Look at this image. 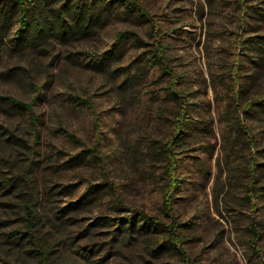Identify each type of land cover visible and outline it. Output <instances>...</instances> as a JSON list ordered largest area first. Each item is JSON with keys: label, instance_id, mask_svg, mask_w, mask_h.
I'll use <instances>...</instances> for the list:
<instances>
[{"label": "rangeland", "instance_id": "374dc122", "mask_svg": "<svg viewBox=\"0 0 264 264\" xmlns=\"http://www.w3.org/2000/svg\"><path fill=\"white\" fill-rule=\"evenodd\" d=\"M134 1L151 15L172 67L195 96L193 122L187 130L190 150L178 154L179 182L173 200L187 235L183 246L189 259L195 264H257L246 237L248 209L234 201L243 195L247 172L232 169L240 160L228 159L224 135L228 133L225 109L232 99V69L240 53L249 56L243 58L237 71L239 82L252 94L264 90V58L251 46L247 47L251 50L245 49L246 41L240 42L241 38L257 41L264 37V20L247 14L248 6L260 7L261 12L264 0ZM103 21L86 37L67 42L45 40L35 48L19 50L7 39L0 40V95L34 102L41 121L39 138H34L37 133L27 115L0 111V125L19 129L30 142L29 157L22 156L19 162L37 175L39 184L48 178L58 189L72 186L60 194L57 205L66 206L83 197L89 181L103 182L100 169L104 165L107 177L119 187L127 205L164 217L162 164L152 160L147 151L152 139L162 140L170 130L172 118L164 99L166 77L157 68L143 66L144 54L151 47L145 21L127 16L122 8L114 9ZM16 27L15 23L13 32ZM119 32H125V37L109 67L90 65L93 56L113 49ZM138 69L142 70L141 76L125 83L126 72L134 74ZM76 97L87 102L78 103ZM162 106L163 118L158 119ZM251 125L258 144L264 146V122ZM1 134L4 141L7 134ZM86 149H94L100 161L88 157L69 160L72 155L86 153ZM109 198L107 193L96 194L79 206L78 224L56 237L62 240L64 235L86 227L92 232V224L100 216H121ZM258 207V215L264 217V200L258 202ZM15 217L12 213V220L19 223ZM5 219L9 218L0 219L3 244H7L3 236L16 226L3 223ZM114 228L102 227L94 235H87L102 243L103 253L111 251L105 264L182 263L174 253L153 256L148 243L141 240L125 244L113 240ZM24 246L32 248L27 242ZM0 256L1 264L5 255L0 252Z\"/></svg>", "mask_w": 264, "mask_h": 264}, {"label": "trees", "instance_id": "16d2710c", "mask_svg": "<svg viewBox=\"0 0 264 264\" xmlns=\"http://www.w3.org/2000/svg\"><path fill=\"white\" fill-rule=\"evenodd\" d=\"M120 8L124 9L127 16L148 24L147 37L151 40V47L144 54L143 66L157 68L166 77L164 99L172 118L170 130L162 140L152 139V146L147 151L152 155V160L162 164L161 210L166 219L159 214L152 215L141 207L127 205L119 187L107 177L108 169L104 165L100 169L103 182L96 184L89 181L83 197L66 206L57 205L60 194L66 193L72 186L68 184L58 189L48 178L39 184L37 175L31 174L29 167L19 162L22 156L29 157L30 142L20 135L19 129L0 125L3 129L0 134H7L4 141L0 139V219L8 217L9 219L3 220L7 222L3 223L16 224L12 232L3 236L7 244L0 241V252L5 255L1 264H105L111 251L108 249L103 253L102 243L87 236L94 235V231L102 227H115L113 240L117 239L122 244L141 240L148 243L147 248L153 256L174 253L179 256L181 264H195L190 261L183 246L187 235L183 231V222L173 207L174 192L179 182L178 166L181 158L178 154L190 150L187 130L193 122L191 110L195 104V96L172 67L171 57L166 52L159 28H156V23L142 4L134 0H0V40L7 39L10 46L19 50L38 47L45 40L72 41L77 37L88 36L98 24L110 18L114 9ZM259 8L248 6L250 10L247 14H256L264 20V5L261 12ZM15 23L17 27L13 32ZM123 37L125 32H119L116 38L118 42L113 45V49L101 56H93L89 64L95 68L109 67ZM245 41V49L251 46L252 50L258 51L260 58H264V37L257 41L240 39V42ZM248 56L245 52L240 53L233 64L232 99L225 109L228 133L224 135V149L228 159L234 157L236 161L240 160V164L232 169L243 168L247 172L248 179L242 184L243 195L239 197V201H234L248 209L249 219L245 228L247 243L250 252L257 257V264H264V248L261 244L264 243V217L258 215V202L264 200V146L258 144L257 134L251 125L254 122H264V90L252 94L249 87H244L239 82L237 71L243 58ZM141 71L138 69L134 74L127 71L124 82L140 77ZM76 100L81 104L87 102L82 97H76ZM33 105V101L25 102L11 95H0V111L27 115L37 133L34 138L38 140V125L41 121ZM164 109L163 106L159 109L158 119L163 118ZM85 152L72 155L69 160L88 157L100 161L94 149H86ZM100 193L109 195V202L121 216H100L92 224V232L91 227L79 229V225L76 233H62L65 236L62 240L61 237H56L62 231L76 226V210ZM12 213L17 215L15 219L19 218V223L12 220ZM241 213L239 211L237 215L240 216ZM45 226H48L47 230L43 229ZM25 242L31 244L32 248L22 247ZM77 243L79 245L75 248ZM101 254L103 256L99 257ZM73 260L77 263H73Z\"/></svg>", "mask_w": 264, "mask_h": 264}]
</instances>
